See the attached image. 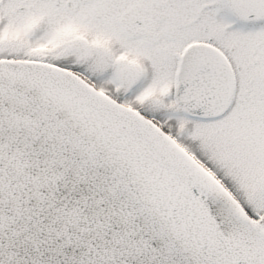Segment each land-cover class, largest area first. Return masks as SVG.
Here are the masks:
<instances>
[{
  "label": "snow or ice",
  "instance_id": "1",
  "mask_svg": "<svg viewBox=\"0 0 264 264\" xmlns=\"http://www.w3.org/2000/svg\"><path fill=\"white\" fill-rule=\"evenodd\" d=\"M0 264H264V0H0Z\"/></svg>",
  "mask_w": 264,
  "mask_h": 264
}]
</instances>
